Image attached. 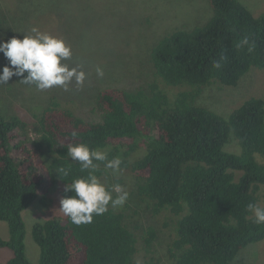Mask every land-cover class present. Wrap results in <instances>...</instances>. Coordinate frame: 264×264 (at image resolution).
<instances>
[{"label":"trees","instance_id":"obj_1","mask_svg":"<svg viewBox=\"0 0 264 264\" xmlns=\"http://www.w3.org/2000/svg\"><path fill=\"white\" fill-rule=\"evenodd\" d=\"M208 6L202 26L176 29L155 43L150 83L99 90L87 118L54 97L34 120L0 113V222L8 230L0 249L12 253L8 264H32L23 212L56 189L61 198L74 195L65 193L66 184L87 178L66 157L69 145L81 143L121 159L120 171L135 183L134 201L148 203L156 217L170 216L172 240L155 253V230L134 227L128 210L109 206L91 224L77 226L67 216L35 223L36 264H240V252L264 240V224L247 210L264 187V96L227 115L201 102L210 87L234 88L252 69L264 72V12L255 16L239 0ZM244 38L249 44L242 46ZM221 55L227 60L217 70L213 61ZM230 144L239 151H229ZM95 163L103 184L108 169ZM69 166L66 177L55 172Z\"/></svg>","mask_w":264,"mask_h":264},{"label":"rangeland","instance_id":"obj_2","mask_svg":"<svg viewBox=\"0 0 264 264\" xmlns=\"http://www.w3.org/2000/svg\"><path fill=\"white\" fill-rule=\"evenodd\" d=\"M239 1L255 16L264 12V0ZM210 15L208 0H0V36L5 40L12 36L23 39L32 27H38L42 32L63 38L73 51L71 60L66 63L86 74L83 86L73 81L67 92L59 87L38 91L13 77L8 85H0V113L15 114L30 121L54 97L63 107L87 118L99 90L109 86L133 89L154 79L149 55L163 36L179 28L202 26ZM6 63L2 54L0 69ZM98 66L104 71L103 78L96 74ZM263 96L264 72L252 69L234 88L213 86L206 89L201 102L227 115L246 99ZM28 131L29 136L34 137L32 129ZM228 150L237 153L239 148L230 144ZM116 184L129 193L126 204L119 208L133 215L130 221L134 227L144 225L155 230L158 242L154 250L163 254L174 234L170 216L152 215L148 203L134 201L135 183L131 176L125 170L108 169L103 185L111 189ZM60 199L56 189L44 202L35 201L22 214L26 255L32 264L37 263L38 249L32 241L31 228L37 222L65 216L59 211ZM258 206L264 207V187L259 191ZM0 237L8 239L7 226L3 222H0ZM159 254H155V258L158 259ZM11 257L8 249H0V264H8ZM137 258L139 263L144 260L141 255ZM237 261L264 264V240L246 247Z\"/></svg>","mask_w":264,"mask_h":264},{"label":"clouds","instance_id":"obj_3","mask_svg":"<svg viewBox=\"0 0 264 264\" xmlns=\"http://www.w3.org/2000/svg\"><path fill=\"white\" fill-rule=\"evenodd\" d=\"M248 44V39L244 38L242 46ZM253 47L250 46L248 51H253ZM0 54H3L7 61L0 69V85H8L9 81L16 77L19 83L30 88L34 87L38 91L59 87L67 92L73 81L83 86L86 79L84 71L76 67L70 68L66 63L73 56L71 46L63 38L42 32L38 27H32L28 34L23 35V39L12 36L5 40L0 36ZM226 60L227 57L221 55L219 60L213 61V67L217 70L221 69ZM96 74L103 78V69L98 66ZM77 135V132L72 133L73 137ZM66 157L78 163L82 172L88 171L87 178H76L70 184H66L65 193L71 192L74 195H66L59 202V211L67 216L71 223L77 226L91 224L94 216L105 214L109 206L115 209L126 204L129 193L122 185L116 184L108 189L94 174L98 167L95 162H103L105 168L119 172L122 163L119 157L109 160L106 152L92 149L83 143L69 145ZM70 171V166L55 170L60 178L68 176ZM247 210L253 214L254 223L264 224V208L249 203Z\"/></svg>","mask_w":264,"mask_h":264}]
</instances>
